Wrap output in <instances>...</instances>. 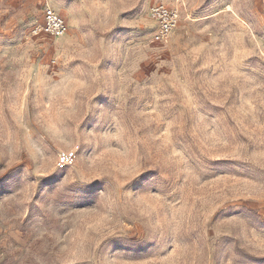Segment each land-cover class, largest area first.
<instances>
[{
    "label": "rangeland",
    "instance_id": "1",
    "mask_svg": "<svg viewBox=\"0 0 264 264\" xmlns=\"http://www.w3.org/2000/svg\"><path fill=\"white\" fill-rule=\"evenodd\" d=\"M0 264H264V0H0Z\"/></svg>",
    "mask_w": 264,
    "mask_h": 264
},
{
    "label": "built area",
    "instance_id": "2",
    "mask_svg": "<svg viewBox=\"0 0 264 264\" xmlns=\"http://www.w3.org/2000/svg\"><path fill=\"white\" fill-rule=\"evenodd\" d=\"M150 17L157 24L156 40L166 43L179 24L181 13L178 8L159 3L151 7ZM43 21L45 32L53 38L63 37L70 30L66 20L50 8L44 9Z\"/></svg>",
    "mask_w": 264,
    "mask_h": 264
},
{
    "label": "bare ground",
    "instance_id": "3",
    "mask_svg": "<svg viewBox=\"0 0 264 264\" xmlns=\"http://www.w3.org/2000/svg\"><path fill=\"white\" fill-rule=\"evenodd\" d=\"M59 38H61V37H59Z\"/></svg>",
    "mask_w": 264,
    "mask_h": 264
}]
</instances>
